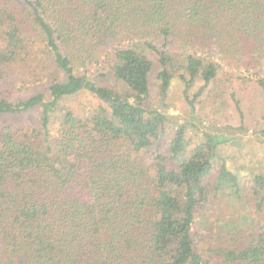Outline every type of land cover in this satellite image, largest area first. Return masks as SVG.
Returning a JSON list of instances; mask_svg holds the SVG:
<instances>
[{"label": "trees", "instance_id": "trees-1", "mask_svg": "<svg viewBox=\"0 0 264 264\" xmlns=\"http://www.w3.org/2000/svg\"><path fill=\"white\" fill-rule=\"evenodd\" d=\"M22 16L64 79L49 82L48 98H0V119L40 108L37 127L0 126V264H264V221L244 246L203 253L210 185L237 195L242 178L213 170L228 136L207 134L192 155L185 124L169 132L173 118L149 105L147 54L159 55L163 101L172 69L185 92L200 85L186 96L192 112L221 71L264 93V0H0V81L33 53ZM172 42L187 49L185 65ZM109 54L118 88L87 76ZM81 91L100 106L60 108ZM250 180L259 212L264 173Z\"/></svg>", "mask_w": 264, "mask_h": 264}, {"label": "rangeland", "instance_id": "rangeland-1", "mask_svg": "<svg viewBox=\"0 0 264 264\" xmlns=\"http://www.w3.org/2000/svg\"><path fill=\"white\" fill-rule=\"evenodd\" d=\"M22 18L33 53L29 60L6 71L5 79L0 81V98L6 96L11 101H17L41 92H46L48 98L49 82L55 76L64 79V74L45 57L47 48L42 39L28 24V19L24 16ZM165 49L176 56L174 60L177 64L187 63V49L178 47L173 42ZM147 54L154 61V69L150 74L149 105L173 118L169 132L178 128L179 123L185 124V136L190 140L188 150L193 151L192 155L195 154L198 144H203L206 150L210 142L208 135L229 137V141L216 149V159L212 160L215 166L213 170L215 173L219 172L222 164H226L232 171L237 172L242 178L240 186L244 193L239 192L243 194L240 196L238 193L237 196L218 189L214 186L216 182L210 185L209 202L202 217H209L213 231H209L206 238H202L200 246L203 253L221 248H240L245 245L253 231L258 232V227L264 221V204L259 212L254 210L255 201L245 192L246 187L251 185V176L264 173V137L260 133L263 125L264 93L254 80L243 83L236 77H226L225 72L221 71L218 87L212 85V92L207 89L199 97L195 112H192L186 96L188 94L192 97L200 85L196 84L185 92V84L178 76L180 71L172 69L173 77L163 101L160 95L161 79L158 77L162 70L159 55L155 51H148ZM102 58L99 64L88 70L87 76L101 86L118 88L113 70L116 62L114 56L109 54ZM99 106L100 101L87 91L66 97L60 103L61 109H73L79 113H87ZM39 109L36 106L3 117L0 119V126L7 121L14 127L28 131L37 127ZM169 164L177 165V160Z\"/></svg>", "mask_w": 264, "mask_h": 264}]
</instances>
